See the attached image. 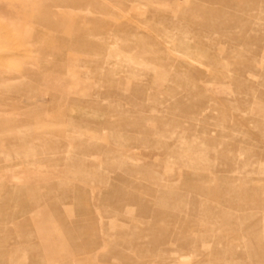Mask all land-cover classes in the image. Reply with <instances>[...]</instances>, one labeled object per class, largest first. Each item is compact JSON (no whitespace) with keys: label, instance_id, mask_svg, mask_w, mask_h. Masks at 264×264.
Wrapping results in <instances>:
<instances>
[{"label":"rangeland","instance_id":"rangeland-1","mask_svg":"<svg viewBox=\"0 0 264 264\" xmlns=\"http://www.w3.org/2000/svg\"><path fill=\"white\" fill-rule=\"evenodd\" d=\"M262 252L264 0H0V264Z\"/></svg>","mask_w":264,"mask_h":264},{"label":"crops","instance_id":"crops-1","mask_svg":"<svg viewBox=\"0 0 264 264\" xmlns=\"http://www.w3.org/2000/svg\"><path fill=\"white\" fill-rule=\"evenodd\" d=\"M232 190V189H231ZM222 192V191H221ZM251 192H255V190H251ZM222 194H224L222 192ZM225 195V194H224ZM65 231H67V235L66 237L69 239L70 238V242H69V246L72 247V248H75L77 246V244L75 243V241L73 240L72 237H69L68 236V233H71L70 232V229L69 228H65ZM217 255H221L223 254L222 252H215ZM117 257L122 259V260H125V261H128L129 258H126V256H124L123 254H117ZM258 260L260 261V264H264V253L262 252V254L258 255Z\"/></svg>","mask_w":264,"mask_h":264},{"label":"bare ground","instance_id":"bare-ground-1","mask_svg":"<svg viewBox=\"0 0 264 264\" xmlns=\"http://www.w3.org/2000/svg\"><path fill=\"white\" fill-rule=\"evenodd\" d=\"M90 23H91V22H90ZM35 122H36V121H35ZM35 122H34V123H35ZM4 123H6V122H4ZM35 124H36V123H35ZM41 124H42V123H41ZM35 138H36V137H35ZM35 140H36V139H35ZM35 140H33V141H35ZM29 141L31 142V140H29ZM16 142H17V141H16ZM42 143H43V142H42ZM36 144H37V143H36ZM38 144H39V143H38ZM39 146H41V145H39ZM39 146H38V147H39ZM21 148H22V146H21ZM27 149H28V148H27ZM31 150H32V149H31ZM35 151H36V150H35ZM31 165H32V164H31ZM6 167H7V166H6ZM223 193H224V192H223ZM29 219H30V218H29ZM16 225H18V224H16ZM21 226H22V225H21ZM17 228H18V227H17Z\"/></svg>","mask_w":264,"mask_h":264}]
</instances>
